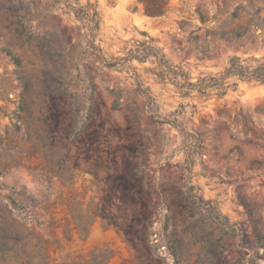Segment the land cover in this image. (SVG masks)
Returning a JSON list of instances; mask_svg holds the SVG:
<instances>
[{
	"label": "rangeland",
	"instance_id": "374dc122",
	"mask_svg": "<svg viewBox=\"0 0 264 264\" xmlns=\"http://www.w3.org/2000/svg\"><path fill=\"white\" fill-rule=\"evenodd\" d=\"M88 2L102 18L96 45L108 57L125 56L144 32L194 78L222 72L234 56H264L262 29L256 45L203 29L199 44L214 56L200 61L189 43L198 22L183 25L204 4L210 27L230 28L237 7L254 12L264 0H158V16L146 13L148 0H80ZM133 65L160 113L185 133L114 108L118 89L144 106L133 73L105 69L64 5L0 0V264H264V85L182 98L147 70L151 61ZM104 212L126 226L146 212L149 246L107 227Z\"/></svg>",
	"mask_w": 264,
	"mask_h": 264
},
{
	"label": "trees",
	"instance_id": "16d2710c",
	"mask_svg": "<svg viewBox=\"0 0 264 264\" xmlns=\"http://www.w3.org/2000/svg\"><path fill=\"white\" fill-rule=\"evenodd\" d=\"M143 1V0H140ZM146 5V13L151 16H158L163 14L158 0H148ZM54 6L64 5L69 12L73 13L78 20L84 24L87 32L90 47L98 53L103 67L109 71H124L128 69L133 73L135 80V88L133 93L143 100L144 106L141 107L135 101L128 103L125 94H129L128 90H113L116 100L114 101V108L119 110L121 106H125L129 112V117L134 122L142 120L144 114L149 116L153 124L157 125H170L179 128L183 133L177 119L172 118L171 115H163L160 113L159 105L152 92L146 87L142 80L141 75L138 73V68L133 65L136 60L140 64H145L148 61L153 63V67L147 69L152 75L158 78L162 83H170L178 91L182 98H190L193 96L203 97L209 99L210 97H217L223 99L230 91H236L239 87V82L256 83L264 85V56L261 58L248 57L241 58L239 56L231 57L227 67L222 72L216 74L200 73L197 78L192 76V73L186 69L183 64H174L168 59L163 50L156 44L155 39L150 37L148 33H142L145 37L144 40H136L134 47L129 49L125 56H110L108 57L102 48L96 45L99 32L101 31L102 18L95 4L90 2L87 5H82L80 0H53ZM264 9L259 8L257 11L250 12L246 7L239 6L231 14L230 21L231 27L224 26L215 28L210 27V14L204 4L197 6L190 17L183 20V25H196L191 32L189 43H193L197 51V56L200 61L213 58L210 48L201 46L199 44V36L196 35L199 31L206 29L207 36L212 38H220L228 44H242L251 43L256 45L258 42L259 30L263 31L264 38V16L262 15ZM244 16H248L246 25H235L240 22ZM122 99H125L122 104ZM196 108V106H193ZM193 151H199L194 148ZM3 174L0 173V176ZM198 201L194 200L192 205L197 204ZM106 210V208H104ZM14 210L18 211L19 215L27 219L28 214L25 207L14 203ZM107 227H116L118 230L126 231L130 242L135 246L137 239H140L147 247L149 246L148 228L150 217L146 212L136 216L130 223L124 225L120 224L116 219H112L111 215H106L105 212L100 215ZM139 228L142 234L139 235ZM169 249L176 260L180 261V250L176 235L166 233Z\"/></svg>",
	"mask_w": 264,
	"mask_h": 264
}]
</instances>
